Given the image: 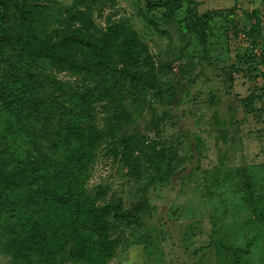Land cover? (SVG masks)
I'll list each match as a JSON object with an SVG mask.
<instances>
[{
  "label": "rangeland",
  "instance_id": "374dc122",
  "mask_svg": "<svg viewBox=\"0 0 264 264\" xmlns=\"http://www.w3.org/2000/svg\"><path fill=\"white\" fill-rule=\"evenodd\" d=\"M8 7L9 36L0 41L6 170L36 171L44 152L55 159L43 142L65 131L60 87L99 82L68 65L69 57L93 59L70 35L125 41L136 34L142 67L161 84L140 94L144 110L131 132L147 154L129 153L125 138L107 137L99 147L84 187L107 206L110 226L85 235L112 242L105 264H264V0H11ZM191 11L209 14L208 23ZM33 44L55 54L23 50ZM41 96L46 102L38 107ZM103 107L95 111L101 128L113 115ZM59 210L61 219L69 216ZM2 231L0 264H48L41 251L13 250ZM54 260L83 264L62 252Z\"/></svg>",
  "mask_w": 264,
  "mask_h": 264
},
{
  "label": "trees",
  "instance_id": "16d2710c",
  "mask_svg": "<svg viewBox=\"0 0 264 264\" xmlns=\"http://www.w3.org/2000/svg\"><path fill=\"white\" fill-rule=\"evenodd\" d=\"M10 1L0 0L3 6L0 41L9 36ZM172 1L179 6L184 0ZM191 14L197 22L208 23L209 14L199 16L192 11ZM197 26L195 23L192 30L202 36L204 32ZM70 38L85 43L92 50L93 59L83 63L69 57L68 65L74 70L95 74L99 82L83 87L67 84L60 87L65 88L61 97H66L68 104L65 131L59 132L60 138L55 134L57 139L51 145L50 141L43 142L52 154H56L55 159L44 152V161L37 163L36 171L20 169L10 173L6 170L8 162L0 157V225L13 250L41 251L46 257L44 263L61 264L54 257L62 252L83 264H105L113 254L112 242L99 237L91 239L85 234L86 230L106 232L110 226L109 211L107 206H98L89 198L85 182L98 149L107 137L115 141L125 138L131 154L134 150L141 156L147 154L145 141L131 132L136 130L138 117L144 110L145 98L140 94L146 89H159L161 84L152 69H143L142 43L136 34L125 41H117L116 37L103 41L91 34L79 33L71 34ZM23 50L39 57L52 52L51 48L36 44ZM113 54H118L119 59L112 57ZM37 82L41 90L44 82H40L39 77ZM45 102V97L41 96L35 100V105L43 106ZM100 106L106 112L109 107L113 108V115L106 118L108 123L104 128L100 127L95 113ZM163 159L165 161L166 157ZM16 188L31 192L26 196L12 195L11 191ZM34 204L46 211L32 208ZM60 207L69 211L65 219H61Z\"/></svg>",
  "mask_w": 264,
  "mask_h": 264
}]
</instances>
